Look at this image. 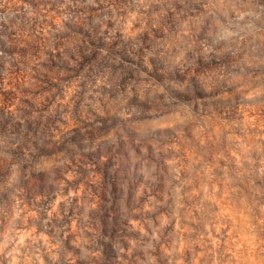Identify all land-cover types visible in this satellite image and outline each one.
<instances>
[{
  "label": "clouds",
  "instance_id": "clouds-1",
  "mask_svg": "<svg viewBox=\"0 0 264 264\" xmlns=\"http://www.w3.org/2000/svg\"><path fill=\"white\" fill-rule=\"evenodd\" d=\"M26 7L35 29L6 40L9 51L0 49L3 83L27 87L53 34L92 8L106 40L136 44L139 66L124 85L112 74L86 81L80 95L88 94L87 119L103 115L117 124L73 155L61 151L33 165L34 139L13 127L22 129L24 116L19 108L5 113L11 122L0 135V264H264V0H54ZM33 42L39 50L22 56L19 49ZM153 61L169 78L151 75ZM121 145L117 170L170 177L171 199L160 202L166 214L125 225L126 233L113 238L84 223L93 207L84 203L68 217L79 222L70 236L61 213L67 216L73 197L61 173L76 174L80 161L69 165L79 154L112 159ZM34 168L47 174L58 199L45 205L26 198ZM150 203L143 209L149 214L158 207Z\"/></svg>",
  "mask_w": 264,
  "mask_h": 264
},
{
  "label": "rangeland",
  "instance_id": "rangeland-1",
  "mask_svg": "<svg viewBox=\"0 0 264 264\" xmlns=\"http://www.w3.org/2000/svg\"><path fill=\"white\" fill-rule=\"evenodd\" d=\"M76 2L78 0H73V3ZM104 2L107 0H101V3ZM117 2L123 4L128 0ZM49 3H54V0H0V49L9 51L5 47L6 40L13 39L17 33H31L35 29L26 6L37 8ZM97 11L92 8L84 19L74 15L65 22L63 30L53 34L48 46L41 49L37 56L39 66H33L31 83L27 87L21 89L11 81L6 84L0 81V135L8 132L11 122V117L5 113L19 108L25 123L22 129L20 125L13 127L34 139L33 165L59 156L61 151L73 155L77 149L100 140L107 131L116 127L117 121L107 116L87 119L85 101L88 94L81 96L80 93L87 87L86 81L97 75H116L121 85L131 82L136 78L139 66L136 56L139 53L130 39L106 40V33L100 32L96 22L94 14ZM135 27L130 25V31ZM143 39L144 46L149 47L151 41L148 35L145 34ZM39 48L40 45L33 42L19 51L24 56L29 52L35 54ZM153 64L155 67L151 75L156 80L163 82L169 78L167 72L161 73L159 61H153ZM23 79V76L18 77V80ZM140 123L137 122V125ZM132 130L135 131V127L126 130L130 136L135 135ZM53 137L60 140L53 141ZM116 146L112 145L113 148ZM104 147L111 151L110 147ZM141 151L146 152V149L141 148ZM124 152L121 145L118 151L113 152L112 159L103 152L100 155L79 154L72 158L69 165L71 168L80 161L76 174L73 175L71 171L61 173L65 194L73 197L74 206L70 207L67 216L61 213L72 229L70 236L75 237L79 222L68 217L79 215L77 209L84 203L93 206L84 223L113 238L126 233L125 225L143 223L145 219L154 221L161 212L166 214V206L160 202L164 201L166 195L171 199L170 177L163 171L141 174L139 169L128 171L124 166L117 170L116 161L123 157ZM33 177L26 192L27 199L35 195L45 205L50 199H58L53 194L55 188L49 184L46 173L34 168ZM150 201L158 205L151 214L143 211L151 207Z\"/></svg>",
  "mask_w": 264,
  "mask_h": 264
}]
</instances>
